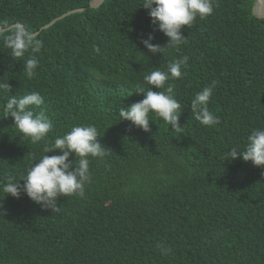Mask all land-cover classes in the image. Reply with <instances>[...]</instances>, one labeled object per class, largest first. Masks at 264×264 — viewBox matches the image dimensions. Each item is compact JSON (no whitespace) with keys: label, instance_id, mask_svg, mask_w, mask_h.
<instances>
[{"label":"trees","instance_id":"obj_1","mask_svg":"<svg viewBox=\"0 0 264 264\" xmlns=\"http://www.w3.org/2000/svg\"><path fill=\"white\" fill-rule=\"evenodd\" d=\"M90 1L0 0V24L22 23L44 41L30 80L0 41V81L9 80V96L40 92L44 104L33 110L54 124L48 141L33 145L11 117L0 119V182L19 180L45 144L74 125H96L109 150L89 158L84 196L61 197L59 212L0 194V264H264V168L224 161L264 127V17L253 12L256 0H215L210 16L184 26L186 43L161 55L140 43L153 33L142 0L96 8ZM153 34L166 45L163 33ZM184 56L186 75L166 83L182 105L184 134L154 115L150 133L119 120V108L143 99L144 75ZM212 80L219 83L209 109L221 123L205 127L190 103ZM6 99L0 93V104Z\"/></svg>","mask_w":264,"mask_h":264},{"label":"clouds","instance_id":"obj_2","mask_svg":"<svg viewBox=\"0 0 264 264\" xmlns=\"http://www.w3.org/2000/svg\"><path fill=\"white\" fill-rule=\"evenodd\" d=\"M257 1L253 12L264 17L258 15L260 9L255 8ZM214 3L215 0H142L139 6L148 10L153 33L159 31L168 40L166 45L161 46L153 43L155 36L149 33L147 37L141 34L140 43L152 55H161L167 49H178L186 43V37L182 33L184 26L190 28L197 18L203 20L210 16L214 11ZM0 41L4 48L10 50L12 60L23 61V74L27 79H32L39 67L38 54L44 47V41L36 32L29 31L19 22L0 24ZM94 51L99 54L100 48L94 46ZM188 60L187 56L174 59L167 64L166 70L156 69L144 75L143 81L148 87L137 90L143 93V99L131 106L119 108V120L130 121L145 133H150L151 122L156 123L152 118L154 115L169 125L172 132L184 134V126L180 123L182 105L173 95L171 84L166 86V83L186 75L184 69L188 67ZM218 83L217 80H212L191 99L192 115L202 126L215 127L221 123V118L209 109ZM11 91L9 80L0 81V93L7 94L6 101L0 104V119L11 117L20 137L33 145L48 141L54 124L43 110H33L44 104V96L38 91L28 92L20 97L9 96ZM99 137L102 136L94 124L74 125L63 135H56L50 146L45 144L43 152L46 154L39 158L33 157V163L25 169L19 180L9 175L6 182H0V194L4 198L10 195L16 199L26 195L42 210L59 212L61 197L84 196L85 187L91 179L89 158L103 159L108 154L109 150L100 142ZM53 152L59 154L49 155ZM237 158L264 168V127L254 128L247 135L246 143L232 147L226 153L224 161ZM0 215L4 213L0 212ZM161 250L162 254L171 251L167 247H162Z\"/></svg>","mask_w":264,"mask_h":264},{"label":"water","instance_id":"obj_3","mask_svg":"<svg viewBox=\"0 0 264 264\" xmlns=\"http://www.w3.org/2000/svg\"><path fill=\"white\" fill-rule=\"evenodd\" d=\"M103 1H104V0H92L91 3H90V6H91V7H97V6H99ZM257 5H260V7H261V8H260V14H258V15L264 16V0H258L256 6H257ZM256 6H255V8H256ZM79 10H82V9H75V10L68 11V12H66L65 14H63L62 16L58 17L57 19H60V18L64 17V16L67 15V14H70V13H72V12L79 11ZM255 13H256V12H255ZM57 19H56V20H57ZM54 21H55V20H54ZM54 21H52L50 24L45 25L44 27H48V26H50L51 24L54 23Z\"/></svg>","mask_w":264,"mask_h":264},{"label":"bare ground","instance_id":"obj_4","mask_svg":"<svg viewBox=\"0 0 264 264\" xmlns=\"http://www.w3.org/2000/svg\"><path fill=\"white\" fill-rule=\"evenodd\" d=\"M258 8H259V9L261 8L260 5H258V6L256 7V9H258Z\"/></svg>","mask_w":264,"mask_h":264}]
</instances>
